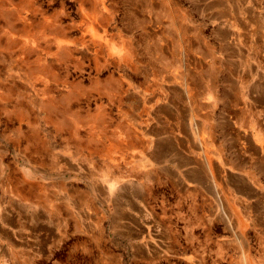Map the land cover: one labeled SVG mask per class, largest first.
Returning a JSON list of instances; mask_svg holds the SVG:
<instances>
[{
  "label": "rangeland",
  "instance_id": "1",
  "mask_svg": "<svg viewBox=\"0 0 264 264\" xmlns=\"http://www.w3.org/2000/svg\"><path fill=\"white\" fill-rule=\"evenodd\" d=\"M255 141L264 0H0V264H264Z\"/></svg>",
  "mask_w": 264,
  "mask_h": 264
},
{
  "label": "crops",
  "instance_id": "2",
  "mask_svg": "<svg viewBox=\"0 0 264 264\" xmlns=\"http://www.w3.org/2000/svg\"><path fill=\"white\" fill-rule=\"evenodd\" d=\"M167 10H170V6L168 5V3H166V7H165V11H167ZM229 10H230V8H229ZM175 27H176L177 32H178V39H179L178 40V42H179L178 43V48H179V51L183 52L185 50L184 47L186 45V39H185V36H184V32H183V29H182V27L180 25L175 24ZM182 60L183 59L181 58L178 61L181 65H183V61ZM185 75H186L185 72L181 73V75H180V78L183 80L184 83L186 82V76ZM194 111H195V108L191 106V118L192 119H194V116H195V112ZM228 123H229V126L232 127V124L230 122H228ZM195 127H196V130L194 132V136H195L196 140L198 141L201 149H203L204 145L201 143V139H200V128L198 126H195ZM255 144H258V143H256V141H255ZM258 145L261 147L262 152L264 153V143H260ZM205 164H206L207 171L209 172V174L212 177L213 189H214L215 192H217L218 191L217 190V183L215 182L214 173H213L212 169L210 168V164L208 163V161L206 159H205ZM191 181L192 182H196L195 179H192Z\"/></svg>",
  "mask_w": 264,
  "mask_h": 264
},
{
  "label": "bare ground",
  "instance_id": "3",
  "mask_svg": "<svg viewBox=\"0 0 264 264\" xmlns=\"http://www.w3.org/2000/svg\"><path fill=\"white\" fill-rule=\"evenodd\" d=\"M222 15H223V14H222ZM245 29H246V28H245ZM259 29H260V28H259ZM229 34H230V33H229ZM229 34H228V35H229ZM259 36H261V35H259ZM259 36H258V37H259ZM224 37H225V36H224ZM256 39H257V38H256ZM257 101H258V100H257ZM225 116H226V115H225ZM228 124H229V123H228ZM230 125H231V124H230ZM197 131H198V130H197ZM184 156H185V155H184ZM205 165H206V164H205ZM216 169H217V168H216Z\"/></svg>",
  "mask_w": 264,
  "mask_h": 264
}]
</instances>
